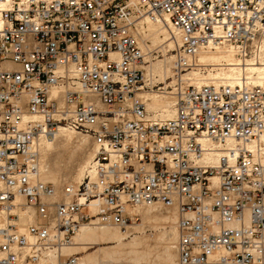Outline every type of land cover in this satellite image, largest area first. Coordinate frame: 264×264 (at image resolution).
I'll use <instances>...</instances> for the list:
<instances>
[{
    "label": "built area",
    "instance_id": "1",
    "mask_svg": "<svg viewBox=\"0 0 264 264\" xmlns=\"http://www.w3.org/2000/svg\"><path fill=\"white\" fill-rule=\"evenodd\" d=\"M143 16L177 37L171 117L139 95L156 84ZM217 48L262 61L264 0H0V264L60 255L86 224L127 230L150 205L178 212V264H264V79L185 77ZM61 127L96 152L55 200L41 142Z\"/></svg>",
    "mask_w": 264,
    "mask_h": 264
},
{
    "label": "bare ground",
    "instance_id": "2",
    "mask_svg": "<svg viewBox=\"0 0 264 264\" xmlns=\"http://www.w3.org/2000/svg\"><path fill=\"white\" fill-rule=\"evenodd\" d=\"M139 19L140 20L137 24L140 37L139 41L143 50H145L147 47L146 40L148 38H151L155 45L161 46L163 50H165L166 47H169L170 50L176 49L177 37L173 34L171 28L165 21H154L148 16H143ZM235 55L236 53L231 48L202 50L197 55L198 65L212 66L211 70H215V72H211L208 76H200L197 72L192 71L191 73L187 74V76H191V79H193L197 84L212 82L235 84L240 82L241 77H244L245 75H247L248 78H251L254 83L261 82L264 79V58L261 62L254 61L250 58L246 59L244 62H241L238 60V56L236 55V57ZM172 58L173 57H171V59ZM171 59L167 60L168 63L166 64L158 62L146 66L148 68V73L146 72V76H155L157 72L162 79L169 78V74L173 73V61ZM139 95L147 103V106L149 105L148 107L156 112V115L160 114L163 117H171L174 115L175 97L173 95L152 91H141ZM88 139L89 138H87V136H81L77 131L64 127H61L55 132V134L44 138L41 142V179L45 178L47 180H53L57 182L62 176H67L72 178L70 184H73L74 181L78 182L79 184L82 181L85 171L93 160L96 152V147L88 155H86L83 151V147H85L84 144ZM74 141L77 142V147L75 146L76 148L71 149L68 145ZM218 152L219 154H222L224 151ZM50 153L54 160L53 166L51 168L50 165H47L46 163V158L50 156ZM62 153H67L70 158L68 165L64 168L59 164L58 160ZM53 198L55 200H61L65 198V194L60 193L57 190V194ZM158 207V205L141 206L138 210L139 213H142L145 219L158 221L165 226L164 234L167 239L171 240V242H169L166 247L168 253L165 262L166 264H173L174 259L171 257V253H169V251L178 239L176 225L178 212L176 210V213L163 214L159 211ZM26 220L27 217H24L23 221L26 222ZM121 230L118 226L112 225H83L76 233L77 235H74L75 238L73 243L71 245L69 244L65 246L62 249V253L68 256L70 254L80 253L77 250V252L74 253L73 251L75 247L83 244L86 241H93V243L99 244L114 242V246H110L105 250V254L108 256L109 260L122 261L128 255L130 259L135 260L138 257L131 256L132 250H129L128 247L139 243L140 240L139 238L135 237L130 242L125 243L123 241L124 236ZM126 231H128V229ZM122 256L124 257L123 259H121ZM60 258V255L50 254L47 258H42L41 264H60L62 260H65H60ZM87 258H85V256L80 257L82 264H92L93 261L91 260V262L88 260L89 258Z\"/></svg>",
    "mask_w": 264,
    "mask_h": 264
},
{
    "label": "rangeland",
    "instance_id": "3",
    "mask_svg": "<svg viewBox=\"0 0 264 264\" xmlns=\"http://www.w3.org/2000/svg\"><path fill=\"white\" fill-rule=\"evenodd\" d=\"M140 19H138L139 22ZM137 22V24H138ZM137 35L138 38L139 37V30H138V25H137ZM141 45V43H140ZM146 49L144 50L147 53L146 56V61L144 63V67L146 72L148 73V68L146 66L151 65L152 63H162V64H166L168 63L167 60H170L171 57H173L171 60H174V55H175V51L174 50H170L169 47H166L165 50H163V48L159 45H155L152 41L151 38H148L146 40ZM178 43L176 48H178ZM236 56V55H235ZM237 57V56H236ZM238 60H240L241 62H244L245 60H241L239 57H237ZM200 66H204V70H201V74L198 72L200 71L199 69H191L190 71H195L197 72L200 76H208L211 72H215V70H211L212 66L209 65H200ZM173 69V67H172ZM189 72V73H191ZM187 73V74H189ZM187 74L185 75V77L187 78ZM172 76L173 73L169 74V78L166 79H162L161 76L156 72L155 76L150 75L149 77L147 76L148 79H153L155 78V85H149L150 82H146L144 84L145 89L142 90V92L148 91V92H158V93H168L170 95H173V82H172ZM175 99V98H174ZM149 106V105H148ZM149 111L152 114H155L156 112L154 110H152L151 108H149ZM79 133V135H83V136H87V138H89L86 142H85V147H83V151L85 152L86 155L90 154L94 148V141L93 139L84 132L81 131H77ZM59 142V141H57ZM77 142H73L71 144H69L68 146L71 149H74L77 147ZM83 145V146H84ZM76 146V147H75ZM59 160V164L64 168L68 165L70 158L68 156L67 153H62L60 155V157L58 158ZM53 157L50 153V156H48V158H46V163L47 165H50V168L53 166ZM86 173V171H85ZM45 181H50L53 182L56 187L58 192L63 193L62 187L65 184H70V181L72 180L71 177H67V176H62L60 178L59 181H53V180H47L45 178H43ZM73 184H78V182L74 181ZM158 209L161 213L163 214H169V213H176V209L175 208H165L162 207L160 205H158ZM178 216V215H177ZM160 224V225H159ZM177 232H178V237H179V228H178V218H177ZM95 226V225H93ZM121 230V228H119ZM124 236L123 241L125 243L130 242L133 238H139V243L134 244L130 247H128L129 250H132L131 252V256L134 257H138L135 260L130 259L128 256L127 257H121V259H123L122 261H111L109 260L108 256L105 254V250L106 248H109L110 246H114L115 243L114 242H106V243H93V241H86L83 244H80L79 246L75 247L74 252L79 251L80 253H74V254H70L65 255L63 253L60 254V260H62V262L60 264H65L66 261L68 260V258L71 255H76L79 257V261H80V257H84L87 258L89 261L92 262V264H166L165 260L167 257V245L169 242H171V240L167 239L164 231H165V226L158 222V221H151V220H147L143 217L142 213H140V220H138L136 223H132L130 227H128V231H126L125 229L121 230ZM77 235V234H76ZM75 235V236H76ZM73 237V241L74 238ZM141 238V239H140ZM72 241V243H73ZM178 242V239H177ZM177 242L173 245V247L170 249L169 253H171V257L174 259L173 264H178V260H179V253L177 250ZM71 243V244H72ZM70 244V245H71ZM102 248V249H101ZM166 248V249H165ZM77 250V251H76ZM167 251V252H166ZM49 255L44 256L43 258H47ZM67 256V258H66ZM65 257V258H64ZM42 260V259H41ZM41 260L38 264H41ZM120 260V259H119ZM133 260V261H132ZM118 261V262H117ZM90 262V263H91ZM80 264H82V262L80 261Z\"/></svg>",
    "mask_w": 264,
    "mask_h": 264
}]
</instances>
